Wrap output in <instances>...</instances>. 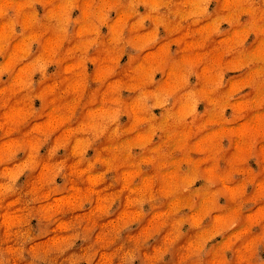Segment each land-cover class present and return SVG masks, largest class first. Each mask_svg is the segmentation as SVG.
I'll return each instance as SVG.
<instances>
[{"label":"rangeland","instance_id":"rangeland-1","mask_svg":"<svg viewBox=\"0 0 264 264\" xmlns=\"http://www.w3.org/2000/svg\"><path fill=\"white\" fill-rule=\"evenodd\" d=\"M0 264H264V0H0Z\"/></svg>","mask_w":264,"mask_h":264}]
</instances>
